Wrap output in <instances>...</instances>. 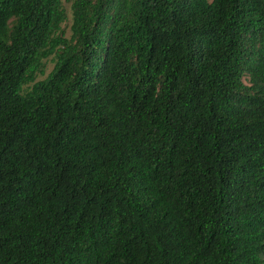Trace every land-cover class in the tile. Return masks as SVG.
I'll return each mask as SVG.
<instances>
[{"label": "trees", "instance_id": "16d2710c", "mask_svg": "<svg viewBox=\"0 0 264 264\" xmlns=\"http://www.w3.org/2000/svg\"><path fill=\"white\" fill-rule=\"evenodd\" d=\"M67 20L0 0V264H264V0Z\"/></svg>", "mask_w": 264, "mask_h": 264}, {"label": "rangeland", "instance_id": "374dc122", "mask_svg": "<svg viewBox=\"0 0 264 264\" xmlns=\"http://www.w3.org/2000/svg\"><path fill=\"white\" fill-rule=\"evenodd\" d=\"M73 0H62V3L67 11V16H68V20L65 24V27L68 29L70 24H71V4H72ZM52 67V63L48 62L47 63V67H46V71L48 72L50 70V68Z\"/></svg>", "mask_w": 264, "mask_h": 264}]
</instances>
